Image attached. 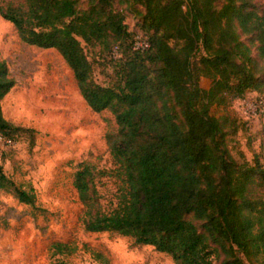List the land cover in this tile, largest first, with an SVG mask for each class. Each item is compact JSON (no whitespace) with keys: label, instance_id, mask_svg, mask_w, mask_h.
Listing matches in <instances>:
<instances>
[{"label":"trees","instance_id":"1","mask_svg":"<svg viewBox=\"0 0 264 264\" xmlns=\"http://www.w3.org/2000/svg\"><path fill=\"white\" fill-rule=\"evenodd\" d=\"M85 1L80 8V0H0V15L21 40L55 48L89 107L114 115L116 128L105 135L112 166L83 160L72 174L84 229L131 236L174 264H264V164L258 157L237 160L228 148L237 118L210 111L249 91L264 92V4ZM125 11L137 17L135 31ZM136 32L148 36L144 49L132 48ZM85 45L108 54L117 48L118 83L94 79ZM201 76L210 78L207 88ZM14 83L0 58V132L13 138L19 126L4 117L1 100ZM103 174L116 181L109 209L95 182ZM0 188L35 203L33 189L15 184L1 168ZM84 245L96 261L110 264L103 251ZM51 247L62 254L77 245L54 240Z\"/></svg>","mask_w":264,"mask_h":264},{"label":"rangeland","instance_id":"2","mask_svg":"<svg viewBox=\"0 0 264 264\" xmlns=\"http://www.w3.org/2000/svg\"><path fill=\"white\" fill-rule=\"evenodd\" d=\"M18 3L22 0H12ZM256 6L264 0H249ZM80 0L79 7L85 8ZM131 31L137 17L125 11ZM246 40L245 36H241ZM83 43V42H82ZM93 63L94 79L106 85L119 82L115 58L85 45ZM255 55V47L252 46ZM0 58L15 79L1 100L2 113L19 129L13 134L15 144L2 151V171L22 188H32L34 204L21 202L10 191L0 188V264H101L84 243L103 251L110 264H174L170 255L150 244H138L131 236L109 231H87L81 220L82 203L72 184V174L80 161H90L96 168L112 166L106 132L116 128L109 109L92 110L81 96L72 70L52 47L26 43L14 25L0 15ZM197 56L193 57V61ZM264 66V61L260 63ZM207 88L210 78L201 76ZM264 92L249 91L227 106L213 104L211 113L228 110L239 123L228 148L237 160L264 164V108L251 115L245 102H252ZM105 209L115 201L116 181L110 175L95 178ZM76 244L73 253L53 254L51 242ZM218 261L216 260V264Z\"/></svg>","mask_w":264,"mask_h":264},{"label":"built area","instance_id":"3","mask_svg":"<svg viewBox=\"0 0 264 264\" xmlns=\"http://www.w3.org/2000/svg\"><path fill=\"white\" fill-rule=\"evenodd\" d=\"M149 45V39L146 34H142L140 32H136L132 41L133 49H144ZM246 105L250 108L253 104L252 114L256 115V108L259 110H263L264 108V98L263 96H259L257 99H254L252 102H245ZM15 144V140L13 137L6 136L5 134L0 132V165L2 158V151L6 148H9Z\"/></svg>","mask_w":264,"mask_h":264}]
</instances>
